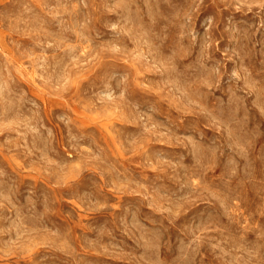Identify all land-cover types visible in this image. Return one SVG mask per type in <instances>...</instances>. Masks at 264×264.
Wrapping results in <instances>:
<instances>
[{
	"label": "rangeland",
	"instance_id": "1",
	"mask_svg": "<svg viewBox=\"0 0 264 264\" xmlns=\"http://www.w3.org/2000/svg\"><path fill=\"white\" fill-rule=\"evenodd\" d=\"M0 264H264V0H0Z\"/></svg>",
	"mask_w": 264,
	"mask_h": 264
}]
</instances>
